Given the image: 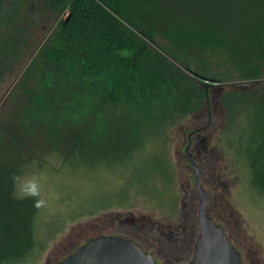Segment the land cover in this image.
<instances>
[{"label":"trees","instance_id":"trees-1","mask_svg":"<svg viewBox=\"0 0 264 264\" xmlns=\"http://www.w3.org/2000/svg\"><path fill=\"white\" fill-rule=\"evenodd\" d=\"M31 2L0 0V82L34 45ZM45 4L50 11L68 7L69 15L33 52L19 84L24 102L0 139V263L22 259L32 245L38 201L13 192L22 167L40 159L35 147L71 164L96 130L109 128L124 141L125 125L143 114L169 125L207 105L210 85L204 81L211 79L187 61L181 68L166 50L194 57L206 73L211 69L202 57L216 50L236 67L239 86L220 102L228 123L242 124L239 153L251 186L264 193V0ZM230 139L228 147L237 150Z\"/></svg>","mask_w":264,"mask_h":264},{"label":"rangeland","instance_id":"rangeland-1","mask_svg":"<svg viewBox=\"0 0 264 264\" xmlns=\"http://www.w3.org/2000/svg\"><path fill=\"white\" fill-rule=\"evenodd\" d=\"M31 6L34 45L29 44L17 67L0 82V139L24 102L19 86L22 73L37 48L69 15L68 7L50 11L45 0H32ZM157 41L177 53L165 40L158 37ZM166 51L178 66L187 61L193 70L211 79L204 81L210 85L207 105L176 117L169 125L154 114H143L136 123L125 125L124 141L109 128L96 130L81 157L71 164L64 163L63 156L35 147L40 159L32 158L22 167L13 192L16 198L38 201L31 222L32 245L22 259L0 264H57L88 239L115 232L111 222L115 226L126 218L140 220L148 230L153 223L174 228L182 224L188 191L195 202L187 211L194 209L196 220L199 195L194 188L196 174L185 152L188 146L201 172L208 214L224 229L241 264H264V193L251 186L246 162L239 153L242 124L239 120L229 124L220 102L239 86L238 71L222 51L202 57L211 69L207 73L194 57ZM205 126L206 130L196 132ZM192 132L198 137L192 134L189 144ZM229 139L237 143V150L228 147ZM174 253L178 258L185 256L180 251ZM158 262L166 264L165 259Z\"/></svg>","mask_w":264,"mask_h":264},{"label":"water","instance_id":"water-1","mask_svg":"<svg viewBox=\"0 0 264 264\" xmlns=\"http://www.w3.org/2000/svg\"><path fill=\"white\" fill-rule=\"evenodd\" d=\"M188 148L189 146L186 147L185 152L196 174L194 188L199 195V201L196 215L198 232L192 256L186 264H241L240 255L230 243L224 229L214 222L207 212V194L201 187V172L192 161ZM57 264L158 263L151 254L143 251L136 242L130 239L115 235H100L88 239Z\"/></svg>","mask_w":264,"mask_h":264},{"label":"flooded vegetation","instance_id":"flooded-vegetation-1","mask_svg":"<svg viewBox=\"0 0 264 264\" xmlns=\"http://www.w3.org/2000/svg\"><path fill=\"white\" fill-rule=\"evenodd\" d=\"M192 134L188 135V143L191 144ZM198 137V135H195ZM202 149V141L198 144ZM195 196L188 191L186 199L184 200L183 206V220L182 224L174 228L165 227L158 225L157 223L152 224L151 229H147L146 225L140 224V220L136 219H124L118 222V225L111 222L110 227L116 228L115 232L110 235H115L125 239H130L136 242L143 251L152 255V257L158 262V259H165L166 264H186L193 252V246L195 239L192 236L195 234L197 236L198 227L196 220H194V209L190 212L187 211V206H194ZM124 223L130 224L124 226ZM129 227V229H128ZM127 228V229H126ZM175 251H180L185 253V256L178 258L174 256ZM189 260H187V258Z\"/></svg>","mask_w":264,"mask_h":264}]
</instances>
